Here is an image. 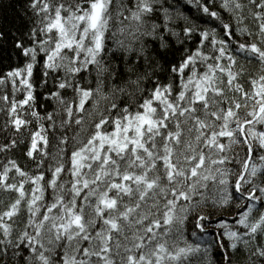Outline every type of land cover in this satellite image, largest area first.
Instances as JSON below:
<instances>
[{
    "label": "snow or ice",
    "instance_id": "1",
    "mask_svg": "<svg viewBox=\"0 0 264 264\" xmlns=\"http://www.w3.org/2000/svg\"><path fill=\"white\" fill-rule=\"evenodd\" d=\"M16 18L0 264H264V0H24Z\"/></svg>",
    "mask_w": 264,
    "mask_h": 264
},
{
    "label": "trees",
    "instance_id": "2",
    "mask_svg": "<svg viewBox=\"0 0 264 264\" xmlns=\"http://www.w3.org/2000/svg\"><path fill=\"white\" fill-rule=\"evenodd\" d=\"M24 0H0V24L4 23V17L7 16L8 20L11 21L13 18H16L17 12L20 11V6ZM11 5V6H10ZM14 6V7H12ZM16 23H19V19L16 18ZM258 68L253 69L249 68V71L255 72ZM3 134H0V142H2ZM10 158L17 159L18 162L23 166L26 163L25 158H23L21 152L16 150L15 152L9 153ZM4 159V154H0V161ZM3 196V194H0Z\"/></svg>",
    "mask_w": 264,
    "mask_h": 264
},
{
    "label": "bare ground",
    "instance_id": "3",
    "mask_svg": "<svg viewBox=\"0 0 264 264\" xmlns=\"http://www.w3.org/2000/svg\"><path fill=\"white\" fill-rule=\"evenodd\" d=\"M249 68H253V69H256V68H258V65H257V66H255V67H251V66H250Z\"/></svg>",
    "mask_w": 264,
    "mask_h": 264
}]
</instances>
